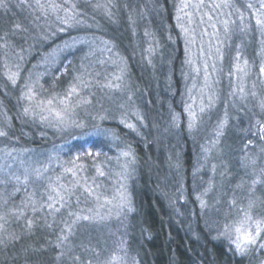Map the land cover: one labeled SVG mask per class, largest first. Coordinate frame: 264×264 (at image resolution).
Listing matches in <instances>:
<instances>
[{"label": "rangeland", "instance_id": "obj_1", "mask_svg": "<svg viewBox=\"0 0 264 264\" xmlns=\"http://www.w3.org/2000/svg\"><path fill=\"white\" fill-rule=\"evenodd\" d=\"M79 1L88 10H85L88 20L81 18V21L66 24L69 36H72L70 40L60 41L66 36L65 29L61 30V36L59 34L48 41L50 51H45L39 57L41 60L35 59L39 60L26 79L21 77L16 61H25L28 55L35 54L33 50L24 54L15 51L7 55L8 58L1 59L0 77L9 85L11 93L18 95L16 105L20 111L23 110L20 115L27 126L38 132L39 138L30 146L21 144L22 141L8 131L0 108V132L6 133L0 135V205L11 209L10 214L0 215V244L2 239L10 240L15 235H9L12 225L17 226L21 222L27 230L32 228V214L44 207L49 212L44 214V221L49 226L57 224L60 237L68 236L62 243L59 238L54 241L62 252L60 258L69 260L70 253L74 251L73 243L78 242L80 228L87 227L91 230L87 234L89 239L97 236L100 247L85 244L91 257L79 261V264H142L139 246L142 245L143 232L137 222L139 211L134 195L139 182V162L132 148L122 138L112 134L111 126L120 124L135 138L146 132V135H151L149 144L155 147L159 141L157 128L154 118L147 120L143 108L140 110L137 106L136 95L140 90H136L135 94L129 75V62L134 60V52L125 56L117 51L118 45L113 37H96L99 26L96 17L116 21L104 7L96 5L106 6L111 13L110 6L120 5L123 0ZM237 1L204 0L203 6L195 8L192 5L199 0H190V6L183 12L176 10L185 46L181 82L187 135L192 149L187 172L185 176L182 173L183 176L176 178L173 196L165 186H160V193L157 191V194L165 200L169 209L175 210L176 215L185 211L191 194L197 201L198 212L193 209L190 222L203 226L213 239L247 257V264H264V248L260 247L264 244V160H261V157L264 159V151L257 153L253 144L247 145L251 146L248 150H252V157L244 158L248 153L244 150L242 161L233 166L235 174L242 176L241 182L235 178L231 181L233 175L227 176L222 170L226 167L222 157L227 152L224 142L229 127L249 139L255 134L264 135V72L260 70L264 68V31L256 25L257 15L264 19V9L257 8L256 0H243V5ZM181 3L182 0H179L177 9ZM70 4L76 6L74 1ZM216 4L221 6L217 8ZM248 4L252 5L251 9ZM82 10L79 9L78 13ZM180 25L189 30L188 34ZM71 28H74L73 32ZM68 45H86L87 48L88 59L79 70L78 82L73 84L76 93L67 95L72 85L64 93L46 95L39 89L38 71L47 75ZM149 50L147 48L144 53H150ZM145 60L152 67L146 55ZM96 61L102 64L100 69L104 71L90 74L85 80L84 75L91 63ZM13 73H18L15 84L9 79ZM91 81L101 82L100 86L106 92H93L88 83ZM25 84L36 93L31 101L22 99ZM49 100L51 104L47 103ZM39 101L45 103L37 107ZM25 108L29 109L28 113H25ZM190 113H195V119ZM224 121L226 123L221 127ZM190 122L194 127L189 128ZM129 124L135 125V129H130ZM102 138L111 143V150L106 151L103 158L97 157L98 150L93 145L94 141ZM128 151L131 156L122 154ZM226 171L230 172L229 168ZM227 179L231 182L228 183ZM253 181L256 183L253 184ZM29 188L32 191L27 194ZM37 189L45 194L43 199L34 196ZM7 193L9 195L4 199ZM19 193L25 195L21 201L24 208L15 210L12 209L14 203L8 202V199ZM49 204L53 207L49 208ZM59 213L62 215L58 216ZM245 213L252 220L243 228L255 234L256 223L260 222L261 232L257 243L248 245L246 251L240 253L232 241L237 239L234 229L241 227ZM83 216L90 219L77 220V217ZM225 232L228 235H222Z\"/></svg>", "mask_w": 264, "mask_h": 264}, {"label": "trees", "instance_id": "obj_2", "mask_svg": "<svg viewBox=\"0 0 264 264\" xmlns=\"http://www.w3.org/2000/svg\"><path fill=\"white\" fill-rule=\"evenodd\" d=\"M73 1L76 3L75 8L69 7ZM178 1L123 0L120 1V5L110 6L115 22L96 17L99 22L96 37L100 39L108 35L113 37L118 45L117 51L125 56L134 52V60L129 62V75L135 94L136 90H140L136 95L137 106L140 110L143 108L147 120L154 118L157 128L159 141L155 147L149 144L151 135H146V132L141 134L140 131L139 139L135 138L133 133L126 132L120 124L111 126L112 134L122 138L132 148L139 162V182L134 195L139 211L137 222L139 221L143 232L142 245L139 246L142 264H247V257L229 249L222 241L213 239L203 226L190 222L192 220L189 217L194 213L193 209L198 212L197 201L191 194L187 200V208L184 212L180 211V215L169 209L165 200L157 194V191L160 193V186H165L166 191L173 196L176 178L183 176L182 173L185 176L187 172L192 149L191 139L187 135V115L183 107L181 81L185 46L176 19ZM256 1L255 5L259 8L262 2ZM40 3L47 11L46 15L37 6L36 0H4V6L0 7V65L2 57L8 58L15 51L24 54L33 50L35 54L28 55L25 61L19 59L16 61V66H20L18 69H21L20 75L25 79L40 56L45 51H50L48 47L51 44L47 45L48 41L59 34L61 36L65 29L66 36L60 41L71 39L67 23L81 21V18L88 20L85 14V10H88L79 0H40ZM49 3L62 7L53 12L48 8ZM237 3L243 5L244 1L238 0ZM79 9H83L82 12L78 13ZM64 18L67 23L64 22ZM16 25L20 27L17 28ZM71 29L73 32L74 28ZM147 48L150 49V53H144ZM86 49V45L68 47L60 53L57 64L47 75H43L39 70V89L46 95H54L64 93L77 83L79 70L88 59ZM145 55L148 56L152 67L146 60L143 61ZM36 58L39 59L35 61ZM101 65L98 61L91 63L84 75L85 80L90 74L92 76L103 72L104 69H100ZM88 83L93 92H106L105 88L100 86L101 82ZM11 92L9 85L0 77V108L6 127L13 137L16 136L22 141L21 144L30 146L32 141L38 140V132L25 124L20 115L23 110L20 111L16 105L18 95ZM83 119L87 122V119L84 117ZM229 128V134L224 142L227 145V152L222 157L227 168L222 170L227 176L233 175L231 181L235 178L241 182L242 176L235 174L233 166L242 161L244 150L251 148L245 147L249 140L255 152L264 150V135L255 134L254 138L249 139L242 136L241 132H235L233 127ZM93 145L98 150L97 157L103 158L106 151L111 150V143L103 138L94 141ZM247 152L244 157L246 159L253 154L252 150ZM260 155L263 156V153ZM261 160H264L263 157ZM229 164H232L231 167ZM228 168L230 172L226 171ZM230 180L226 181L230 183ZM31 191L29 188L26 193ZM40 192L38 189L35 190L34 196L43 199L45 194ZM8 195L9 193L4 195V199ZM24 198V193L11 195L8 202L14 203L12 209L21 210L24 208L21 202ZM10 210L7 205H0V215L6 216L10 214ZM45 213L49 212L44 207L36 210L32 214L34 225L28 230L21 222L17 226L12 225L9 235H15L11 236L10 240L2 239L0 244V264H79V261L91 257L86 245L100 247L98 240L96 241L97 236L93 235L89 239L87 234L91 230L82 227L78 233L79 238L76 239L78 242L73 243L74 251L70 253L72 258L70 256L69 260L60 258L62 252L54 242L60 237L59 229L57 224L49 226L44 221Z\"/></svg>", "mask_w": 264, "mask_h": 264}, {"label": "snow or ice", "instance_id": "obj_3", "mask_svg": "<svg viewBox=\"0 0 264 264\" xmlns=\"http://www.w3.org/2000/svg\"><path fill=\"white\" fill-rule=\"evenodd\" d=\"M36 3H37V6L46 15L47 14V11L44 9V5L40 3V0H36ZM203 3H204V0H199V3L194 4L192 6L195 7V8H199V7L203 6ZM2 6H4V0H0V7H2ZM189 6H190V0H182L181 6L177 9V12L178 13L183 12L184 9L188 8ZM220 6H221L220 4H216L215 5V7H217V8H219ZM61 7H62L61 5H57V4H54V3H49V5H48V8L51 9L53 12H56L57 9H59ZM96 7H104L105 8V11L108 13V15L109 16L111 15V13L108 11V9H107L106 6L97 4ZM247 7L249 9H251L252 8V5L251 4H248ZM71 8H75V5H71ZM260 8L261 9H264V0H262V3L260 5ZM237 11L239 12V9H237ZM186 15H189L190 16V14H186ZM240 19L243 20V16L242 15L240 16ZM179 20H180V16L178 15L177 16V21H179ZM64 22L67 23V20H65ZM256 25H258L261 28V30L264 31V19H261L259 15H257V17H256ZM180 26L183 29V31L186 34H188L189 30L187 28H184L183 25H180ZM16 27L19 28L20 26L19 25H16ZM225 27H227V22H225ZM73 43H75V41ZM68 46L71 47V45H68ZM260 70H261V72H264V68H261ZM17 78H18V73H13V74H11L9 76V79L12 81L13 84L16 83ZM118 79H119V77H118ZM81 83H83V82L81 81ZM84 86L87 87V84H85ZM24 87L26 88V91L22 94V99H26V100H29V101L33 100L36 97V93L27 84H25ZM116 87H119V85H117ZM74 93H76V86L75 85H73L70 88V90L68 91L67 95L68 96H71ZM44 103H45L44 101H39L36 106L37 107H40ZM47 103L48 104H51L52 101L49 100V101H47ZM24 111H25V113H28L29 109L28 108H25ZM201 111H203V109H201ZM190 115L193 117V119H195V113H190ZM141 119H142V117H141ZM224 123H226V121H224V122L221 123V127H223V124ZM127 126L130 129H135V125L129 124ZM192 127H194V124L192 122H190L189 123V128H192ZM262 127H264V126H262ZM0 135H6V133L0 132ZM251 143H252L251 141H248V144H251ZM245 147H247V145H245ZM262 151H264V150H262ZM86 154L87 155H92V153H86ZM122 154L124 156H131L132 155L130 151L124 152ZM96 155H99V153H96ZM77 159H79V157ZM253 163H254V161H253ZM68 171H72V170L69 169ZM99 174L101 176L104 175L103 172H99ZM17 179H19V178H17ZM255 183H256V181H253V184H255ZM239 186L240 185H238V187ZM89 191H91V189H89ZM197 198L200 199V197H197ZM49 199H51V197H49ZM233 203H235V201H233ZM201 205L204 206L203 200H201ZM48 207L49 208H52L53 205L52 204H49ZM251 207H252V203L250 202L249 203V208H251ZM79 219L89 220L90 217H88V216L77 217V220H79ZM251 220H252V217L250 215H248L247 213H245V216H244L243 220L241 221V227H237V228L234 229V231L237 233V239L236 240H233L232 243L236 245V249L240 253H244L246 251V247L248 245H255L257 243L258 237L260 236V232H261L260 222H257L256 223L255 234H253L252 230L243 228V225L248 224ZM29 225H31V222H29ZM225 227H227V226H225ZM70 232H71V229L69 228V233ZM222 235H228V233L225 232V233H222ZM67 239H68V236L67 235H61V237H59V241L61 243L64 242V241H66ZM260 247L261 248H264V244H261Z\"/></svg>", "mask_w": 264, "mask_h": 264}]
</instances>
